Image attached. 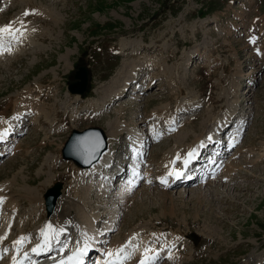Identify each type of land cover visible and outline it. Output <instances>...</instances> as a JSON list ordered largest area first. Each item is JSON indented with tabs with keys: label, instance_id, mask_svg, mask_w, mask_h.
<instances>
[{
	"label": "rangeland",
	"instance_id": "obj_1",
	"mask_svg": "<svg viewBox=\"0 0 264 264\" xmlns=\"http://www.w3.org/2000/svg\"><path fill=\"white\" fill-rule=\"evenodd\" d=\"M21 21L23 36L0 35V120L30 116L26 131L13 127L15 151H1L0 264L20 236L25 251L44 244L42 196L55 183L90 202L97 230L114 228L106 248L128 243V262L149 248L165 257L156 264H264V0H0V27ZM84 64L89 89L74 97L66 87ZM133 75L139 89L126 85ZM231 115L246 125L229 179L225 165L201 184L161 188L158 166L227 131ZM121 125L149 137L127 201L118 188L100 198L98 179L61 157L72 130L99 127L128 172L134 142L115 134Z\"/></svg>",
	"mask_w": 264,
	"mask_h": 264
},
{
	"label": "bare ground",
	"instance_id": "obj_2",
	"mask_svg": "<svg viewBox=\"0 0 264 264\" xmlns=\"http://www.w3.org/2000/svg\"><path fill=\"white\" fill-rule=\"evenodd\" d=\"M12 55L13 54H11V56ZM126 82H127L126 85H130L132 82L136 84L134 75L131 77V79H127ZM138 87H140L139 83H138ZM121 95L122 93L117 94V96H121ZM110 99L107 100V102L109 101V104L111 103ZM39 107H40L39 105H37V107L35 106L37 117L39 113H43L45 111V110L43 111V109ZM38 108L40 110L39 113H38ZM21 118L22 117H19L18 119L19 123L17 122L16 118H11L10 120H7V121L0 120V124L2 122L5 123L4 127L0 129V132L4 133L3 138L0 139V143L10 142V141H15V140H16L15 142H17V139L10 137V135L14 134L12 132L14 123H16L17 125L20 124ZM36 119L37 118L35 117L34 120L36 121ZM125 129L126 127L121 125V127L117 129L115 134H119V135L127 134V131L129 130V133L131 135L130 134H127V135L132 136L131 141L134 142L133 143L134 150H132L131 162L129 164V171L127 173L128 174L127 176L125 175L126 174L125 171H123L121 174H117L115 171H111V172L109 171L108 173V170H112L109 167L111 166L112 156H113V153L110 152V149H111L110 145H112L113 142L111 143L109 139H107V149L103 153L101 158L95 164H93L90 168L80 169V171H83L85 174L92 175L88 177L92 178L93 181H94V178L98 179V182L91 183V186L96 185V187L100 191V195H99L100 198L101 196H104L107 192L109 191L111 192V188H114V192L112 193L117 192L116 188H118L119 198L122 201H127L130 198L132 189L135 188V186H137L139 179L141 177L140 167L142 166V161L145 159V154H146L145 148H146V143L148 142L147 138L149 137L148 136L146 137L143 134H140L137 131V127H135L134 129L127 128L128 130L126 131V133L125 132L122 133V131H124ZM219 130H220L219 128H217L215 131L212 130L211 133L207 134V138H203L201 136L202 138L196 137L193 139L192 143L189 144V151L192 149H195V155L191 158L187 166L183 164L184 159L183 160L182 158L176 159V157L179 155L178 150L173 152L174 157L168 164L161 163V165L158 166L159 168H161V170H163L162 175L158 178L160 182L159 184L160 186H162L161 188L166 189V188H173L176 186H181L184 184H189L193 180L197 179V177L199 176L200 178H206L207 177L206 174L207 175L212 174L210 175L211 180L213 178H216V176H214L213 173L215 172L214 170L217 167V166L215 167V165L217 164V159L220 158L221 156L224 157L225 153L231 152L232 148L235 147L239 139L238 138L239 130H238L235 135L231 134V136L227 138L226 142H224L226 143L225 145H222L221 134H219ZM136 132L139 135H137ZM152 134L154 133L151 132L150 137H152ZM154 137L155 136H153V139H155ZM209 137H211V139H209ZM215 144H216V147L213 148ZM208 147H209V151H207L206 153H204V155H202V152L206 150ZM206 156H209V157L206 159ZM260 156L261 155L259 154V157ZM200 157L202 158L199 160ZM231 158H229V160L225 162V164L228 165L227 168L225 170L223 169V171H225L224 175L228 177V179L230 177V174L234 171L236 167V166L234 167L233 163L230 162ZM174 160H175V163L173 164L172 161ZM204 163H207V164H204ZM193 166H196L195 170H192L190 171V173H187L188 169H190ZM172 169H175L176 171L181 172V175L179 177L175 175H172V176L168 175V172L171 171ZM162 180L164 181L163 183H162ZM202 186H204V184ZM202 186L200 188H202ZM27 191L29 190L27 189L24 192L26 193ZM163 194H165L167 198H171V196L168 193L166 192L162 193V196ZM89 195H90L89 192H87L86 200L87 198H89ZM199 200H201L200 196H199V199L196 200V202H198ZM42 202H43V199H42ZM88 204H90V202H87V201L85 203L84 202L82 203L73 202L72 200H70V197H67V196L64 197V192H62L61 196L57 199L56 208L52 216L48 218L47 220H45V222L42 223L40 228H38V236L41 237L42 236L41 230L43 226L51 225V228L54 230V233H55V236L53 238L54 247L53 245H51L52 247L47 246L45 248H38L37 252H33L32 249L25 251L27 248L26 243H23L22 245L17 246L13 242L8 251L9 260L7 264H13L14 257L16 258L18 262H20V264H68L69 263L68 258L72 256L73 253L77 251V249H81V250L86 249L83 256L81 257V262H85V264H105V261L113 260L114 256L109 257V256H106L105 253L114 252V250L121 248V246L112 245L106 248L102 246L101 243L103 242L102 240L103 238L105 239L106 242L109 243L110 241L109 234L110 232H113L112 230L114 228L111 229L109 226L107 227V228H110L109 231L107 230L105 232H103V230L100 232V229L97 230L96 229V215L88 212V209H87ZM0 237H3L4 239V235H0ZM3 239H0V245H2ZM36 243H39V242H36ZM37 246L38 245H36L34 248H37ZM87 251H92V252L97 253L96 255L92 257L94 259L93 263H89L88 256H90L91 253L87 255ZM124 255H126V249L124 253L121 254L122 257ZM0 256H1V249H0ZM158 257L159 256H156V257L153 256L152 260L155 261V259ZM140 260L141 259L136 260V262H128L127 259H123V264H140ZM152 260L149 262L152 263L153 262Z\"/></svg>",
	"mask_w": 264,
	"mask_h": 264
},
{
	"label": "water",
	"instance_id": "obj_3",
	"mask_svg": "<svg viewBox=\"0 0 264 264\" xmlns=\"http://www.w3.org/2000/svg\"><path fill=\"white\" fill-rule=\"evenodd\" d=\"M73 81L67 86L72 95L82 96L88 88L89 71L87 66H79L73 74ZM107 149L106 136L99 127H90L82 131L72 130L61 151L64 160L72 161L77 167L89 168L96 163ZM61 183H55L43 194L46 218L54 211L57 199L61 195Z\"/></svg>",
	"mask_w": 264,
	"mask_h": 264
},
{
	"label": "snow or ice",
	"instance_id": "obj_4",
	"mask_svg": "<svg viewBox=\"0 0 264 264\" xmlns=\"http://www.w3.org/2000/svg\"><path fill=\"white\" fill-rule=\"evenodd\" d=\"M32 13H30L28 10H26L23 15L24 16H28ZM21 27L20 28H13L12 23L10 22L8 25L2 26L0 27V35L3 34H8L13 36V38L16 37V34L18 33L20 36H23V31L22 29L25 28L26 26L24 25V22L21 21ZM254 42V40H253ZM5 51H10L9 49H5ZM4 136L3 132H0V139H2ZM209 139H211V137H209ZM203 146V145H201ZM195 155V149L190 150L186 155L185 158L183 160V164L185 166L188 165V163L190 162L191 158ZM176 159H180L179 156L176 157ZM172 163H175V160L172 161ZM167 167V166H166ZM168 175L172 176L175 175L177 177H179L181 175V172L176 171L175 169H172L171 171L168 172ZM164 181L162 180V183ZM3 203V199L0 198V204ZM43 238H44V246L47 247L48 243L50 242L51 239L54 238L55 233L54 230L51 228V225H46L45 229L41 230ZM135 237H133L134 239ZM0 239H3V237H0ZM26 240V237H20L18 238L16 241H14V244L17 246L22 245ZM128 243H126L125 245L121 246V248H118L116 250H114V252H107L105 253L106 256L112 257L114 256L113 260H108L105 261V264H123V259H127L128 256L124 255L123 257L121 256L122 253H124L125 249L128 247ZM40 246L38 245L37 248H33L32 251L33 252H37L38 248ZM86 250V249H85ZM85 250H81V249H77V251L75 253H73L72 256H70L68 258L69 260V264H81V257L83 256ZM152 250L149 248H145L144 249V255L142 256V259L140 260V264H148V262L153 258L151 255H149V253ZM13 264H20V262H18L16 260V258H13Z\"/></svg>",
	"mask_w": 264,
	"mask_h": 264
}]
</instances>
